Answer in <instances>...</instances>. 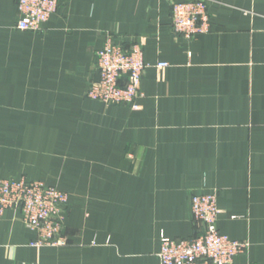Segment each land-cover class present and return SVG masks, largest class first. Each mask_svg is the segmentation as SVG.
<instances>
[{
	"label": "crops",
	"instance_id": "0c3cea01",
	"mask_svg": "<svg viewBox=\"0 0 264 264\" xmlns=\"http://www.w3.org/2000/svg\"><path fill=\"white\" fill-rule=\"evenodd\" d=\"M16 1L0 0V177L67 193V245L32 246L8 211L0 264H159L162 237L198 227L194 193L249 243L228 264H264V0L209 2L190 39L171 26L185 0H58L40 32L16 28ZM109 36L148 64L134 108L86 96Z\"/></svg>",
	"mask_w": 264,
	"mask_h": 264
},
{
	"label": "built area",
	"instance_id": "2783aa9c",
	"mask_svg": "<svg viewBox=\"0 0 264 264\" xmlns=\"http://www.w3.org/2000/svg\"><path fill=\"white\" fill-rule=\"evenodd\" d=\"M220 0H185L171 5L173 30L190 39L209 29L208 5ZM16 28L21 31H42V25L56 11L58 0H17ZM142 49L129 50L109 36L95 53L97 78L90 81L86 96L102 103L136 107L135 100L144 69ZM167 66L166 62L157 67ZM67 193L39 180L23 177H0V217L8 211L17 212L23 223L36 232L32 246L64 247L63 230ZM192 219L197 229L190 238L162 237L157 253L159 264H228L238 254H245L247 240L232 239L218 229L219 208L214 193H194L190 200Z\"/></svg>",
	"mask_w": 264,
	"mask_h": 264
}]
</instances>
